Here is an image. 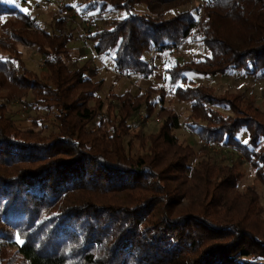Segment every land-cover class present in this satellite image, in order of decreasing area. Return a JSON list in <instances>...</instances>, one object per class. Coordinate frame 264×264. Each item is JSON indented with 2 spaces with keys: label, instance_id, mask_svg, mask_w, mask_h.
Listing matches in <instances>:
<instances>
[{
  "label": "trees",
  "instance_id": "16d2710c",
  "mask_svg": "<svg viewBox=\"0 0 264 264\" xmlns=\"http://www.w3.org/2000/svg\"><path fill=\"white\" fill-rule=\"evenodd\" d=\"M202 1L85 0L82 11L126 13L91 34L117 71L149 78L154 53L187 39L209 51L167 68V87L104 97L101 70L77 65L74 28L60 18L42 26L0 0V264H264L259 193L239 189L235 163H192L174 106H189L185 127L204 146L237 149L264 185V109L189 78L264 76V0ZM22 47L43 57L46 77L26 66ZM28 96L40 112L21 128L10 103ZM142 110L161 120L148 134L132 131Z\"/></svg>",
  "mask_w": 264,
  "mask_h": 264
},
{
  "label": "rangeland",
  "instance_id": "374dc122",
  "mask_svg": "<svg viewBox=\"0 0 264 264\" xmlns=\"http://www.w3.org/2000/svg\"><path fill=\"white\" fill-rule=\"evenodd\" d=\"M47 0H11V2L23 11L32 13L36 22L42 26L53 27V24L58 18L55 10L47 9ZM96 1V0H94ZM102 3L104 0H99ZM65 3L70 5L73 9L82 10L87 3L85 0H65ZM200 3L202 0H195V4L191 7ZM138 11H143L142 6H138ZM97 13V11H95ZM98 14V13H97ZM126 13L122 10H109L107 13H100L95 21L92 30L108 26L111 20L117 17L125 16ZM175 12L167 14V17H173ZM8 16H3L0 18V25ZM69 28L75 29L77 39L70 43L72 51L79 52V60L77 65H83L86 61L91 60L92 65L95 68H99L101 71L100 76L105 78L106 87L101 92L104 97H107L109 91L115 93H122L125 90H130L134 95L143 92L149 86H165L167 87L168 74L166 72L167 68L173 66L177 61L183 62L184 60H200L209 51L200 43L199 40L187 39L185 42L176 49H171L163 53L155 54V72L149 78H142L140 75L126 77L119 76L112 71L114 68V60L111 59L112 55L96 56L92 48H87L83 45L80 32L75 24H67ZM0 28V33H1ZM23 59L26 66L33 70L40 77H46V68L43 64V57L37 52L34 47H22ZM117 71V69H115ZM125 74V73H124ZM189 78L193 81L202 82L207 85H212L218 92L228 91L230 93L242 92L245 95V100L249 103H253L264 109V76H248L242 70H232L224 75L217 76H201V75H189ZM7 90H3L6 92ZM31 96L26 97L23 101L15 100L10 103V114L15 119L17 124L21 128H32L33 120L32 117L40 112L36 107L30 105ZM0 101H5V99H0ZM177 113L179 114L180 127L175 129V134L183 141L191 143L196 150V155L192 160L195 164L201 159L210 158L214 162L223 161L224 163H235L238 165L239 171L242 173V179L239 183V189L245 190L247 187H254L259 193L260 199L259 203L263 207L264 211V185L256 179L255 169L244 160L241 153L233 147H224L221 144L205 146L200 142L199 138L193 134L188 128L185 127V121L188 120L189 106L186 103L180 102L174 104ZM229 113L228 110H224ZM134 125L132 126V131L134 133L141 132L143 134H148L154 129L158 128L160 125V118L154 113L151 117H147L144 110L134 119ZM246 138L245 133L241 138ZM206 149L208 153L203 150ZM143 149L140 146V140L134 134V146L132 153L135 157L142 153ZM264 214V212H263Z\"/></svg>",
  "mask_w": 264,
  "mask_h": 264
},
{
  "label": "built area",
  "instance_id": "2783aa9c",
  "mask_svg": "<svg viewBox=\"0 0 264 264\" xmlns=\"http://www.w3.org/2000/svg\"><path fill=\"white\" fill-rule=\"evenodd\" d=\"M46 2L47 5L46 7H43V9L44 10L53 9L55 10L58 18L63 19L67 24L68 23L75 24L80 32L83 45L87 48H92V43H91L92 27H94L96 18L99 14L89 11L76 10L73 8L71 9L67 6L65 0H47ZM202 4L204 5L203 1ZM112 71L119 76L132 77V76L140 75L138 73L124 74L120 71H116L115 69H112Z\"/></svg>",
  "mask_w": 264,
  "mask_h": 264
}]
</instances>
